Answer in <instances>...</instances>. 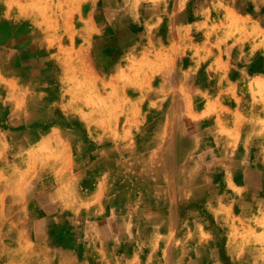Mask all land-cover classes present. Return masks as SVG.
I'll return each mask as SVG.
<instances>
[{"label":"rangeland","instance_id":"1","mask_svg":"<svg viewBox=\"0 0 264 264\" xmlns=\"http://www.w3.org/2000/svg\"><path fill=\"white\" fill-rule=\"evenodd\" d=\"M64 1L0 0V29L5 30V37L13 33L16 38L24 36L16 42L15 48L14 44L5 45V56L0 59V65L8 69L4 73H19L22 83L31 84V87L22 88L23 92L33 91L37 110L47 116L46 127L60 126L66 132L65 140L74 146L69 158L73 166L64 168L70 172L54 167L56 155L54 160L45 159L35 166L33 152L24 148L28 146L16 143L13 135L5 132L12 130L8 129L12 128L8 113L15 109L14 106L19 108V104L0 97V264H59L60 254H55L53 248L61 243L96 260V264H264V134L257 136L262 149L251 151L256 167L246 164L244 168V174L250 176L247 179L251 187L243 198L242 193L236 198V193L226 183L217 182L220 176H216L217 181L212 184L197 176L195 187H204L202 193L198 191V198L208 195L215 198L213 203L217 204L220 197L227 196L234 206L230 217L220 213L221 208L210 207L203 199L187 209L189 215L194 211L192 218L196 223L206 222L207 232L144 231V214L136 206L129 207L131 213L122 218L135 229L95 231L87 225L82 228V220L89 216H77L75 199H55L48 195L53 187L60 185L56 177L62 173L77 175L82 171L85 180L94 173L98 176L101 172L106 177V173H110L115 186L112 188L119 191L125 186L137 187L129 193L140 197L144 159L135 143L140 140L144 128V77H148L147 68L156 62L155 48L160 46L165 50L163 57L161 49L158 50V59H164L166 74L172 73L167 72L169 65L171 68L173 62H179L181 71L173 74L179 77L180 73L181 78H186L201 73L207 64L220 57L222 50L225 58L231 60V47L227 50V42L229 45L237 43L240 52L234 57L245 66L253 64L255 53L264 52V45L255 49L256 39L250 37L238 42L233 34L246 36L242 31L245 26L241 24L238 31V22L231 17L228 35L220 36V31L226 28L219 19L226 0H182L177 8L180 23L175 30V40L167 27L161 28L162 38L158 40L151 32L152 26L144 25L143 0H108L106 5V0H78L75 6H72L73 0H68V6ZM84 2L88 5L81 10L78 3ZM238 3L244 5L245 10L252 9L254 4L252 0H239ZM256 4L262 6L264 0ZM64 31L68 42L61 46L60 36ZM30 32L33 38L29 37ZM82 32L84 48L92 47L96 41L94 61L96 72L100 68V76L95 74L94 77L88 69L92 61L89 54L85 53L84 61L78 66L75 51H71ZM168 46H174V55H167ZM34 47L36 52L40 48H50L54 55L50 60V56L39 55L36 67L33 64L29 69L31 65L29 60L25 64V59L33 53ZM13 48L16 56L12 55ZM190 64L193 67L184 72ZM17 67L19 70H12ZM94 81L99 87H95ZM29 106L27 102L21 110L24 112ZM40 106L43 107L40 109ZM246 124L251 128V116ZM251 137L249 134L247 138L251 140ZM99 147L103 149L101 155ZM99 155L102 156L101 166L93 167ZM190 178L192 188L193 175ZM174 179L182 184L188 177L179 175ZM67 186L69 193L72 192V184ZM254 197L260 198V202ZM63 206L74 213L66 209L67 212L60 214ZM42 217L51 218L46 226L48 244L38 242L34 233L33 222ZM76 239L81 240V247L74 243ZM164 240H168L169 245Z\"/></svg>","mask_w":264,"mask_h":264},{"label":"crops","instance_id":"2","mask_svg":"<svg viewBox=\"0 0 264 264\" xmlns=\"http://www.w3.org/2000/svg\"><path fill=\"white\" fill-rule=\"evenodd\" d=\"M76 1L78 0H73L72 6H75ZM104 2L106 5L109 1ZM238 2L239 0L230 3L226 0L223 3L224 8L219 19L221 25L226 28L220 31V36L228 35L227 27L231 17L238 22L236 29L238 30L240 25L244 24L242 31L246 32L244 34L246 36L234 33L233 37L238 42L248 37L256 39L253 44L255 49L259 48L264 45V4L260 6L256 4L259 0H252L253 8L245 10V6L239 5ZM45 4L49 5L47 1ZM64 5L68 6V0L64 1ZM86 5L88 4L85 2L81 5L78 3L81 10H84ZM142 5H144V25L152 26L151 32L156 34L158 40L162 38L159 35L161 28L165 27L172 40H175V30L180 23L177 8L179 9L182 5V0H143ZM4 31L0 29V59L5 56V45L14 44L15 48L16 42L24 38L21 35L16 38L13 33L8 39ZM29 37L33 38L31 32ZM11 39L13 41H9ZM60 39L61 46H64L65 41L68 42L66 31L61 34ZM76 39V46H72L71 51H75L78 66L84 61L85 53L89 54L92 61H89L88 69L94 73V77L95 74L100 76V68L96 72L97 67L94 61L96 41L93 39V46L84 48V32ZM259 39L260 41H257ZM79 40L82 41L77 45ZM225 46L227 50L229 46L231 47V60L228 57L225 58V51L222 50L220 57L215 62L207 64L201 73L195 77L189 75L186 78H181L180 73L179 77L173 74L176 70L181 71L179 62H173L171 68L169 65L167 72L172 73L166 74L164 59L161 61L158 59V50L161 49L162 57L165 50L160 46L155 48L156 62L147 68L148 77H144V128L141 129L140 140L135 143V147L140 150L142 160L144 159V167L142 166L144 183L139 188L140 197H133L129 193L137 187L125 186L123 190L116 191L112 188L115 186L109 176L110 173H106L108 174L106 177L102 176L101 172L98 176L94 173L87 180L82 171L77 175L62 173L56 177L57 180L55 179L60 185L48 192V195H53L55 199H75L77 216H89L86 220H82V228L87 225L95 231L135 229L132 223L129 226L128 223L123 222L122 218L125 219L131 213L128 210L129 207L136 206L140 209V213L144 214V231L202 230L207 232L209 229L206 222L196 223V220L192 218L194 211H191V215L189 210L187 211L195 207L196 203H200L197 202L200 199L210 204V207L214 205L221 208L220 213L232 216L234 206L228 201L227 196L220 197L217 204H214L215 198L211 196L204 195L198 198V191L202 193L204 187L198 188L195 185L199 180L198 175L208 184L214 183L217 181L215 177L220 176L217 182L226 183L236 193V198L239 199V193H242L241 198H243L245 191H250L251 183L247 179L250 176L244 174V168L246 164L256 167L251 151L262 149V143L257 136L264 134L262 129L264 124V52L255 53L253 64L245 66L236 62L234 57L240 52L237 43L229 45L227 42ZM14 48L12 55L16 56ZM167 50V55L175 54L174 46L171 48L168 46ZM39 55L40 57L44 55V58L50 56L48 58L50 60L54 52L50 48L47 50L40 48L36 52L34 47L33 53L27 55L28 58L25 59V64L29 60V66L31 65L29 69L33 68V64L36 67ZM191 67L193 64H190L184 72ZM7 70L6 66L0 65V97H5V100L15 105L19 104V108L14 106L15 109L8 113L7 117L12 125V128L8 129L12 130H6V134L13 135L16 143L21 146H28L24 148L33 152L35 166L45 159L54 160L56 155L54 167H59L62 172L66 167L70 169L73 163L69 162V158L73 154L74 146L65 140L66 132L60 126L46 127L47 116L44 112L37 110L39 108L35 105L37 102L32 96L33 91L30 90L28 94L23 92L22 88L31 87V84L22 83L18 77L19 73L6 75L4 72ZM12 70H19V67ZM97 84L96 82L95 87H99ZM27 102L30 106L23 112L21 106ZM42 107L40 106V109ZM250 116L253 121L251 128L247 126L249 124H246V119ZM249 134H252L251 140L247 138ZM101 150L103 151L99 147L100 155ZM100 155L93 161V167L101 166L102 156ZM198 168H200L199 174ZM69 169L64 171L70 172ZM253 171L255 174V170ZM179 175L188 177L184 183H180L181 185L174 179ZM192 175L193 187L191 188ZM68 184H72L70 193ZM254 198L260 202V198ZM54 204L59 206L56 202ZM66 209H69V212L72 210L63 206L59 213L67 212ZM50 219L42 217L33 222L34 233L40 243L48 244V238L45 237L46 226ZM117 219L121 222L117 223ZM193 224L198 226H192ZM164 241L169 245L168 240ZM74 243L79 247L82 246L81 240L76 239ZM53 251L55 254H60L59 264L97 263L96 260L81 254L79 250L65 246L63 243L54 245ZM101 262L108 261L101 260Z\"/></svg>","mask_w":264,"mask_h":264}]
</instances>
